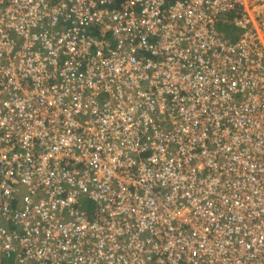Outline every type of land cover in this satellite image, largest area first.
Wrapping results in <instances>:
<instances>
[{
	"label": "built area",
	"instance_id": "built-area-1",
	"mask_svg": "<svg viewBox=\"0 0 264 264\" xmlns=\"http://www.w3.org/2000/svg\"><path fill=\"white\" fill-rule=\"evenodd\" d=\"M0 264H264V0H0Z\"/></svg>",
	"mask_w": 264,
	"mask_h": 264
},
{
	"label": "trees",
	"instance_id": "trees-1",
	"mask_svg": "<svg viewBox=\"0 0 264 264\" xmlns=\"http://www.w3.org/2000/svg\"><path fill=\"white\" fill-rule=\"evenodd\" d=\"M225 33L227 36H229L230 38H233L234 37V33L232 31H230L229 29L225 28Z\"/></svg>",
	"mask_w": 264,
	"mask_h": 264
},
{
	"label": "rangeland",
	"instance_id": "rangeland-1",
	"mask_svg": "<svg viewBox=\"0 0 264 264\" xmlns=\"http://www.w3.org/2000/svg\"><path fill=\"white\" fill-rule=\"evenodd\" d=\"M239 33V32H238Z\"/></svg>",
	"mask_w": 264,
	"mask_h": 264
}]
</instances>
